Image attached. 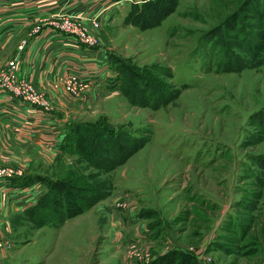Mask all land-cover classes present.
Segmentation results:
<instances>
[{"label": "rangeland", "instance_id": "rangeland-1", "mask_svg": "<svg viewBox=\"0 0 264 264\" xmlns=\"http://www.w3.org/2000/svg\"><path fill=\"white\" fill-rule=\"evenodd\" d=\"M244 1L159 0L165 19L152 27L154 18L143 27L128 22V12L115 15L109 25L103 22L105 13H62L47 22L71 39L91 49L102 47L134 70L151 74L168 101L162 108L132 104L121 91L95 101L90 81L74 72L39 86L19 74V56L3 65L0 86L16 104L25 101L74 121L132 127L138 136L150 135L119 164L110 152L94 149L92 156L96 152L115 162L106 172L59 149L43 159L32 147L24 153L32 156L28 160L2 167L17 174L54 176L103 196L96 209L58 226L37 225L25 212L11 214L10 226L0 232L18 244L19 264H124L128 255L135 264H193L170 261L172 250L193 254L198 264H264V63L220 70L227 60L209 37ZM250 16L244 21L261 22ZM67 21L84 26L93 43ZM234 32L232 45H237ZM73 76L89 84L80 85ZM64 123L56 129L51 122L46 147L56 148ZM124 212H134L135 220L122 219ZM117 232L127 235L119 245L122 252L108 237Z\"/></svg>", "mask_w": 264, "mask_h": 264}, {"label": "crops", "instance_id": "crops-1", "mask_svg": "<svg viewBox=\"0 0 264 264\" xmlns=\"http://www.w3.org/2000/svg\"><path fill=\"white\" fill-rule=\"evenodd\" d=\"M131 1L0 0V70L13 56H19L22 64V73L19 74L30 78L39 86L46 87L50 80H60L68 72H74L90 81L95 93L93 96L95 101L104 94L112 96L120 92L114 79L116 73L111 68L104 48L91 49L78 40L71 39V36L56 30L47 22L53 16L62 13H73L80 16L105 13L103 22H108L109 25L110 19L115 15L120 13L125 16L127 14ZM40 25L38 32L30 35V32L37 31ZM23 37L28 40L24 45V50L19 53V44ZM26 103L21 101L16 104L11 99L10 93L0 86L1 168L17 166L28 160L32 156H26L24 153L30 147L37 150L43 159L45 156L49 157L50 152H58L63 136H60V141L54 149H51L49 145L47 147L44 145L47 142L46 139L50 138V124L54 122L57 129L70 118L62 117L55 111L52 113L38 109ZM13 174L12 178L0 177V229L2 226H10L11 214L23 212L35 204L44 189V183L41 181L23 186L18 178L26 174H17L16 171ZM94 208L95 206L88 212ZM120 215L122 219L129 220L127 216H132L131 220H135L134 212L130 214L124 212ZM118 222L122 223V221ZM145 227L143 225L142 229ZM139 233L143 231L139 230ZM73 236L74 239L77 238L76 235ZM126 236V234L122 235L117 232L108 237L111 238V245L117 249L116 251L122 252L119 245L127 241L124 239ZM4 239L5 241L0 245V264H19L20 258L16 253L19 248L18 244L5 235ZM128 256L122 262L135 264V261L129 260ZM28 259L27 257L26 260Z\"/></svg>", "mask_w": 264, "mask_h": 264}, {"label": "trees", "instance_id": "trees-1", "mask_svg": "<svg viewBox=\"0 0 264 264\" xmlns=\"http://www.w3.org/2000/svg\"><path fill=\"white\" fill-rule=\"evenodd\" d=\"M162 8L163 6H159V0H132L126 19L132 24L144 27L154 18L155 20L150 22V26L160 25L161 21L165 19L163 16L166 15L165 12H161ZM250 15H254L255 21L259 18L261 22H245L244 18L253 17ZM233 30L235 31L233 34L237 36L236 41H238L234 43L237 45H232L234 39L231 33ZM256 30L263 31L257 32ZM209 37L213 38V47L219 48L223 52L222 57L227 60L225 66L220 70L246 69L251 63L254 65L263 64L264 0H257L255 4H253V0H245L237 11L226 18L221 27L214 29ZM203 38L206 39V36ZM219 49L217 50L219 51ZM108 60L116 73L114 79L119 84L118 89L126 95L132 104L150 106L155 109L162 108L167 104L165 92L163 93L164 90H160V86L157 84L159 80L156 82L151 74H146L142 68L134 70L126 60L115 55H108ZM144 69L146 70V68ZM143 74L146 77L142 76ZM132 75H136L141 83L139 84V81ZM170 75L172 74L170 73ZM140 87L142 89H139ZM63 129L64 135L59 146L61 153L80 156L81 161L98 169V172L112 169L115 162L102 158L96 152L93 157L91 154L94 149L100 148L104 154L110 152L112 157L118 160L115 164H119L150 140L148 132L138 136L132 127H98L72 119L64 123ZM101 144H106L113 150H107ZM19 177L20 184L23 186L31 185L37 181L44 183V189L36 203L23 211L31 217L35 224L41 226L61 225L68 218L88 211L103 197L102 193L97 190L83 192V188L75 186L73 182L60 180L54 176L27 174ZM95 184L101 185L100 182ZM167 256L170 261L179 259L198 264L195 256L189 252L172 250ZM167 256L160 261H163ZM151 264L162 263L154 260Z\"/></svg>", "mask_w": 264, "mask_h": 264}, {"label": "built area", "instance_id": "built-area-1", "mask_svg": "<svg viewBox=\"0 0 264 264\" xmlns=\"http://www.w3.org/2000/svg\"><path fill=\"white\" fill-rule=\"evenodd\" d=\"M68 22V26H72L73 27V29H74V31H76V32H78L80 35H82L87 41H89V42H91V43H93V41L90 39V37H88L87 35H86V33L82 30V29H84V26H82V25H76V26H74V24H72L71 22H69V21H67ZM94 24H96V26H98V23H94ZM79 30V31H78ZM74 77V81L76 82V83H80V85H82V84H89V82H87V81H84L83 79H80V78H78L77 76H73ZM12 82V81H11ZM13 172L12 171H7V170H5V169H2L1 167H0V177H9V178H12L13 177ZM5 241V239L3 238V235H2V233L0 232V245H2L3 244V242Z\"/></svg>", "mask_w": 264, "mask_h": 264}]
</instances>
